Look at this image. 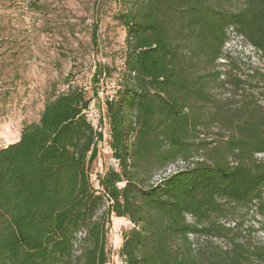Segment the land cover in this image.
<instances>
[{"label": "trees", "instance_id": "1", "mask_svg": "<svg viewBox=\"0 0 264 264\" xmlns=\"http://www.w3.org/2000/svg\"><path fill=\"white\" fill-rule=\"evenodd\" d=\"M123 6L124 68L98 126L87 112L105 90L103 65L92 96L70 86L0 149V264H110L113 218L132 225L122 233L123 264H264V248L221 224L243 210L264 216V107L249 93L241 107L213 96L220 85L249 86L221 80L218 61L228 59L231 28L264 55V0ZM104 142L117 166L96 188L91 171ZM214 236L229 238V248L197 245Z\"/></svg>", "mask_w": 264, "mask_h": 264}, {"label": "rangeland", "instance_id": "2", "mask_svg": "<svg viewBox=\"0 0 264 264\" xmlns=\"http://www.w3.org/2000/svg\"><path fill=\"white\" fill-rule=\"evenodd\" d=\"M123 11V0H0V149L16 143L26 125L39 121L45 104L70 86L84 88L92 96L93 76L103 65L110 73L91 111L92 123L98 126L105 111L102 99L113 92L124 68L126 31L116 20ZM224 51L228 59L219 60L217 68L221 80L238 76L249 86L243 92L220 85L213 96L223 105L241 107L249 93L264 107V55L251 49L236 31L230 32ZM230 99L234 100L230 103ZM103 132L108 136V126ZM218 133L214 126L208 135L214 139ZM257 158L263 160L264 155ZM111 166L117 164L104 142L91 171L96 188L97 176ZM221 224L238 225L240 242L264 248V216L256 210L238 211ZM131 227L125 219H112L110 264H123L122 233ZM210 243L223 249L230 246L229 238L215 236L202 237L197 245Z\"/></svg>", "mask_w": 264, "mask_h": 264}, {"label": "built area", "instance_id": "3", "mask_svg": "<svg viewBox=\"0 0 264 264\" xmlns=\"http://www.w3.org/2000/svg\"><path fill=\"white\" fill-rule=\"evenodd\" d=\"M233 31H235V29H233V28H231V29H229V31H228V37H229V34H230V32H233ZM238 35L240 36V37H242L243 39H245L242 35H240L239 33H238ZM246 40V39H245ZM247 41V40H246ZM228 42V41H227ZM227 42H226V44H227ZM248 42V41H247ZM249 43V42H248ZM225 44V45H226ZM249 45L251 46V49H254L255 51L257 50L251 43H249ZM258 51V50H257ZM260 52V51H259ZM261 53V52H260ZM87 118H88V120L89 121H91L92 122V112L91 111H89V112H87ZM93 125H95V124H93ZM259 155H264V154H259ZM177 165V167H175ZM176 165H174V166H171L170 168H169V170L167 171V175L168 174H172V173H175V172H177L178 170H181V169H183L184 167H185V163L184 162H182V161H180L179 163H177ZM172 168H174L173 170H172Z\"/></svg>", "mask_w": 264, "mask_h": 264}]
</instances>
